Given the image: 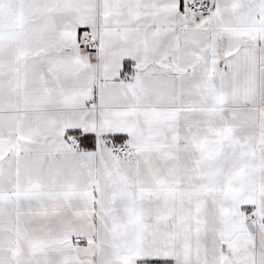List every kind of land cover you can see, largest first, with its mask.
<instances>
[{"label": "snow or ice", "instance_id": "1", "mask_svg": "<svg viewBox=\"0 0 264 264\" xmlns=\"http://www.w3.org/2000/svg\"><path fill=\"white\" fill-rule=\"evenodd\" d=\"M0 264H264V0H0Z\"/></svg>", "mask_w": 264, "mask_h": 264}]
</instances>
